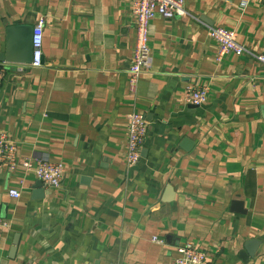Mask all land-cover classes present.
Listing matches in <instances>:
<instances>
[{"label":"crops","instance_id":"1","mask_svg":"<svg viewBox=\"0 0 264 264\" xmlns=\"http://www.w3.org/2000/svg\"><path fill=\"white\" fill-rule=\"evenodd\" d=\"M243 2L186 0L187 15H156L151 68L132 92V0H0V135L21 157L66 168L53 189L0 164V264H175L186 243L206 264H264V64L249 53L218 60L209 33L235 31L264 54V0ZM41 18L33 67L18 39ZM192 85L208 88L205 103H186ZM133 112L148 132L129 165ZM248 241L256 252L243 259Z\"/></svg>","mask_w":264,"mask_h":264},{"label":"built area","instance_id":"2","mask_svg":"<svg viewBox=\"0 0 264 264\" xmlns=\"http://www.w3.org/2000/svg\"><path fill=\"white\" fill-rule=\"evenodd\" d=\"M255 0H244L243 5ZM133 16L137 30V43L134 49L132 62L128 69L129 88L132 92L140 81L142 74L151 68L152 54L149 45L150 25L156 15H161L166 19L187 15L186 0H132ZM45 20L39 19L33 29L32 44L33 58L31 65L39 67L43 63ZM209 33L220 46L217 59L221 60L223 55L229 52L237 54L249 53L257 61L264 64V54L252 53L237 41L235 31L223 27H210ZM5 72L0 65V88ZM209 96L208 88L188 86L185 91V101L187 104L201 105L205 103ZM128 138L126 161L129 165L138 163L141 157V150L148 132V121L144 114L133 112L128 117ZM0 164L6 165L10 171H15L22 167L28 171H33L44 187L59 189L64 184L66 168L63 162L50 161L46 158L21 157L19 155L18 143L7 133L0 135ZM12 197H20L21 193L17 189L10 190ZM6 226L2 217V207L0 203V232ZM155 242H161L154 237ZM179 256L175 264H206L207 253L200 250L193 243H186L178 250Z\"/></svg>","mask_w":264,"mask_h":264},{"label":"water","instance_id":"3","mask_svg":"<svg viewBox=\"0 0 264 264\" xmlns=\"http://www.w3.org/2000/svg\"><path fill=\"white\" fill-rule=\"evenodd\" d=\"M33 36V33H32ZM32 36L29 37H21L19 38V45L22 49V59H23V63H31L32 62V58H33V44H32ZM9 60V53L2 55L0 54V60ZM194 106V105H192ZM42 186V182L39 181L37 187H41ZM171 189H169L170 191ZM257 241H248L246 243V247L245 249L241 252V256L243 257V259H248L251 256L253 257L255 255L256 252V246H257ZM98 264V263H96Z\"/></svg>","mask_w":264,"mask_h":264}]
</instances>
